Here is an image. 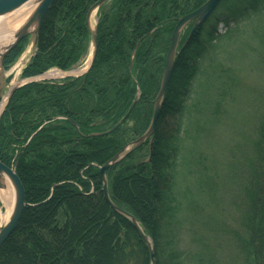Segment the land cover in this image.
Here are the masks:
<instances>
[{
	"label": "trees",
	"instance_id": "obj_1",
	"mask_svg": "<svg viewBox=\"0 0 264 264\" xmlns=\"http://www.w3.org/2000/svg\"><path fill=\"white\" fill-rule=\"evenodd\" d=\"M204 1L159 0L151 9L153 0L147 5L145 0H114L112 8L100 11L97 52L84 78L30 82L14 90L0 115V162L15 169L26 206L0 247V264H149V250L139 232L105 202L98 167L146 130L175 20ZM94 2L54 0L22 78L51 67L68 70L84 56L89 34L86 13ZM149 13L153 19L147 28ZM171 14L173 20L167 22ZM245 20L251 28L241 30L239 23ZM263 23L264 0H221L189 38L187 30L179 40L151 139L106 171L110 199L150 238L155 264H214L216 248L229 245L219 234L233 236L235 264H264V98L253 138L245 132L237 147L243 160L232 176L240 178V189L238 203L237 198L231 203L237 214L231 234L216 231V218L208 213L203 221L206 235L198 236L186 225L188 217H201L212 199L213 179L208 174L212 167L204 163L214 164L216 158L197 151L196 158L179 154L182 145L194 150L202 128L215 124L218 113L227 115L226 98L233 102L239 81L237 68L226 58L229 44L246 32L258 34ZM220 25L227 41L217 46V54L212 48L213 55L206 59L208 49L216 47L208 44ZM261 29L264 33V26ZM147 32L150 36L140 39ZM151 37L152 46L143 45ZM158 40L164 45H156ZM26 43L25 38L4 58L5 70ZM199 74L206 87L198 86L195 98L185 106ZM207 88L212 92H205ZM137 92L138 100L121 126L108 135L88 136L115 125ZM181 110L188 117L185 138L172 131L174 126L180 128L175 119ZM128 122L132 125L125 129ZM92 187L95 192L88 194ZM185 237L192 248H183Z\"/></svg>",
	"mask_w": 264,
	"mask_h": 264
},
{
	"label": "rangeland",
	"instance_id": "obj_2",
	"mask_svg": "<svg viewBox=\"0 0 264 264\" xmlns=\"http://www.w3.org/2000/svg\"><path fill=\"white\" fill-rule=\"evenodd\" d=\"M95 18L96 17L94 13L91 16L92 24L96 20ZM247 23L249 22H247L246 20L241 21L238 27L241 30L244 29V27L246 29L248 26ZM232 26L233 25L230 24L229 28H231ZM263 26L264 23L260 25L259 30H257L258 34H254L253 36L251 34L252 32H246L245 34H242L241 37H239L238 40L234 44H232V46L229 44L228 54H226V58L231 59L233 61V65L237 68L236 74L239 77V81L234 88L235 97H233V102H231V99L229 97L226 98V103L229 105H225L224 110H227V115L223 116L222 111L218 113L220 115H217V119H221L222 123L217 121L213 125L202 128L203 130L201 131L197 144L194 147L195 151H188V148L185 149L184 147H182L184 145L180 146L179 154L186 152L188 156L195 157L198 153H202L205 156L208 155V157H211L213 155L216 158V162L214 164L211 161V163H207L208 161H205L204 163L207 167H212L211 172H208V174H211L213 179L214 191L212 199L209 200L208 204L205 205L204 212L201 214V217H188V221L186 224L188 227L191 226L192 230L195 231L198 236L207 234V230L203 223V221L207 219V213L211 216L214 215V217L216 218V231L220 229L231 234V232H233L237 227V214L235 211L236 207L232 204H234V202L235 204L238 203L240 178H232V176L235 167L238 168V171L240 170L239 162L243 160L241 157V153L237 148L243 143L244 139L242 137V134L246 132V135H250L249 138H253L255 116L258 115V111L261 108L262 99L264 98V33L262 32L263 29H261ZM225 31L226 29L221 25L220 30L217 32L220 35V38L216 39L215 42L212 41L208 44V46L216 45V47H210L208 49V56L217 54L219 52V48L217 46L227 41V38L225 39L226 36H224L226 35ZM212 48H214L213 54L211 51ZM89 55V48H87L84 56L71 67L72 69L70 68L68 70H73V73H76L77 70L80 71L84 63L87 61ZM26 60V56L23 55L8 71L4 72L0 69V89L2 91L0 95V110L2 109V106H4L6 96L11 88L19 85L22 82L19 79V74L22 67L24 66L23 63L26 62ZM43 75L55 78L56 80H58L57 82H61V79L64 78L63 74L62 76L61 74L56 73H45ZM9 76H11V80L8 81L7 78ZM40 77L41 76L35 78V80L39 83L47 82L42 81ZM6 80L8 81L7 83ZM204 82L205 81L201 79V75L199 74L196 80L192 83L189 94H187V96L185 97V106H188L195 98V92L198 91V86L201 85L203 86V88L206 87V84ZM205 92L211 93L212 89L207 88V91L205 89ZM138 94L139 93L137 92L136 95ZM187 118L188 117L186 114V110L184 112L183 110H181L180 113L176 116L175 121L180 125V128L177 131L176 126H174L172 128V131L179 138L186 137L184 128L186 126ZM131 125L132 122H128L125 126V129L130 127ZM187 144L188 142L185 143V145ZM7 187L10 189L8 185ZM93 192H95L94 187L91 188L88 194ZM235 198L237 199L234 200ZM232 199L234 200V202L232 201ZM0 210L1 213L5 212L1 201ZM216 235L217 234L213 236L215 237ZM219 236H225L224 243H228L229 245L225 246V244H223L222 248H216L214 252L216 262H214V264H235V247L233 236L227 234H219ZM190 242L191 241L189 237H185L183 248H192ZM227 249H229L228 252H222L223 250Z\"/></svg>",
	"mask_w": 264,
	"mask_h": 264
},
{
	"label": "water",
	"instance_id": "obj_3",
	"mask_svg": "<svg viewBox=\"0 0 264 264\" xmlns=\"http://www.w3.org/2000/svg\"><path fill=\"white\" fill-rule=\"evenodd\" d=\"M105 1L107 0L96 1L89 8L87 15L89 16L93 10L98 8ZM220 1L221 0H206L195 11L185 16H182L181 18L178 19L173 29V32L171 35V43H170V46L168 48V51L165 57V64H164V68H163V72H162V76L160 80L159 89H158L157 95L152 101V115H151V119H150L147 129L141 136H139L137 139H135L130 144L126 145L118 154L114 155L109 161L104 163L99 168L100 179L102 182V192H103V196H104L106 203L113 209V211L126 217L132 223L135 229L139 232V234L141 235L142 239L144 240V242L146 243L148 247L150 264H154V254H153L150 241L148 237L143 233V230L138 224L137 220L130 214L118 208L110 199L109 194H108V188H107L106 170L111 165L120 161L125 155H127L128 153L140 147L147 139L151 137L155 129L156 120L158 118V114H159V111H160V108H161V105H162V102L165 96L166 86H167V83H168V80L171 74V70L173 68L175 55H176V48L178 44L177 42H178V38H179L182 28L187 23L194 21V25L192 28V31H194L198 27V25L201 24L212 13V11L215 9V7L219 4ZM27 3H29L30 5L28 6L31 7L30 13L14 29L11 40L7 42L0 49V69L2 71H3L2 69L3 59L24 38H28V42H27V47L23 55L26 56L27 61L32 57L36 49L37 42H38L40 27L42 25V22L47 12L50 10L51 6L53 5L54 0H0V19L3 18L4 16L11 15L13 12L25 6ZM94 41H95V37H94ZM93 48H94V55H95V51H96L95 42H94ZM25 63L26 62H24L23 65ZM1 92L2 91L0 89V95H1ZM12 92H13V89L10 91L9 95L6 97L5 104L8 101L9 96L11 95ZM136 101H137V97L133 99L125 115L114 126H112L108 130L103 131V132L91 133L89 136H103V135H108L111 132H113L125 121L130 111L132 110L133 106L135 105ZM150 147H151V143H150ZM7 185L10 187V190L13 194V203H12V209L10 211L7 221L4 224H2L1 218H0V247L17 227L18 222L25 209L24 189H23V186L17 174L15 173L14 169L7 167L5 164L0 162V189H5Z\"/></svg>",
	"mask_w": 264,
	"mask_h": 264
},
{
	"label": "bare ground",
	"instance_id": "obj_4",
	"mask_svg": "<svg viewBox=\"0 0 264 264\" xmlns=\"http://www.w3.org/2000/svg\"><path fill=\"white\" fill-rule=\"evenodd\" d=\"M28 5H30L29 3H27L25 6H23V7H21L20 9H18V10H16L15 12H13L11 15H8V16H4L3 18H1L0 19V49L7 43V42H9L10 40H11V38H12V35H13V32H14V29L17 27V25H19L27 16H28V14L30 13V11H31V7H29ZM89 23H90V25L92 26L91 28H94L93 26H94V23L92 24V21H91V18L89 19ZM232 24V23H231ZM233 25V27L230 29V30H232V32H236L235 30H233V28L235 27V25L234 24H232ZM230 26V25H229ZM173 29H174V27H173ZM173 29H172V31H173ZM171 31V32H172ZM231 35H232V33H231ZM96 48H97V45H96ZM208 54H209V52H208ZM208 54L205 56V58L207 59V58H209V57H211L212 55H209L208 56ZM89 61V59L87 60V62ZM86 62V63H87ZM82 69H83V67H82ZM82 69H80V71L82 70ZM75 71V70H74ZM80 71L79 70H77L76 71V73L77 74H80ZM169 79H170V77H169ZM160 80H161V78H160ZM168 82H169V80H168ZM159 84H160V82H159ZM167 86H168V83H167ZM167 86H166V89H167ZM165 93H166V91H165ZM208 96V95H207ZM153 101V100H152ZM152 101H151V103H152ZM129 108V107H128ZM128 110V109H127ZM127 112V111H126ZM130 113H131V111H130ZM129 113V114H130ZM125 115V114H124ZM123 115V116H124ZM122 116V117H123ZM129 116V115H128ZM127 116V117H128ZM121 117V118H122ZM120 118V119H121ZM119 119V120H120ZM118 120V121H119ZM217 121L218 122H220V123H222V120L221 119H217ZM73 125H75V124H73ZM121 126V125H120ZM91 134V133H90ZM90 134H88V136L90 135ZM90 137V136H89ZM121 151V150H120ZM119 151V152H120ZM118 152V153H119ZM118 153H116V154H118ZM115 154V155H116ZM109 161V160H108ZM107 162V161H106ZM105 162V163H106ZM102 166V165H101ZM101 166H99L98 168H100ZM112 166V165H111ZM109 168V167H108ZM108 170V169H107ZM106 170V171H107ZM0 201H1V203H2V205H3V207H4V209H5V212L4 213H1L0 214V218H1V223L2 224H4L6 221H7V219H8V217H9V214H10V211H11V209H12V203H13V194H12V192H11V190L8 188V187H6L5 189H3L2 191H0Z\"/></svg>",
	"mask_w": 264,
	"mask_h": 264
},
{
	"label": "flooded vegetation",
	"instance_id": "obj_5",
	"mask_svg": "<svg viewBox=\"0 0 264 264\" xmlns=\"http://www.w3.org/2000/svg\"><path fill=\"white\" fill-rule=\"evenodd\" d=\"M96 1H98V0H95V2ZM150 1H152V0H145V4L147 5ZM156 1H159V0H153V3L151 2V4H150V7L149 8H151L152 6H154V3L156 2ZM94 2V3H95ZM113 2H114V0H109L105 5H103V6H101L100 8H98L96 11H95V26H93L94 28H91L90 26H89V24H88V21H87V13H86V29H87V31L89 32V34H88V41L86 42V46H87V48L88 47H90V45H91V43L93 42V37H92V34H93V32L96 34V42H97V37H98V35H97V27H98V23H99V20H100V11H101V9L104 7V6H107L108 8L110 7V8H112V4H113ZM94 3H92L91 5H93ZM90 5V6H91ZM90 6L88 7V9L90 8ZM108 8H107V10H108ZM87 9V10H88ZM152 9V8H151ZM149 10V9H148ZM172 15L173 14H171L170 15V17L168 18V19H166L167 20V22L168 21H171L172 22V20H173V17H172ZM151 19H153L152 18V15L149 13V14H147V19L145 20L146 21V23H147V28L148 27H150V24H149V22L151 21ZM175 19V18H174ZM177 19V18H176ZM171 24L172 23H170V26H171ZM174 27V26H173ZM173 27H172V29H173ZM191 27V25H189V26H187L186 28H185V30H184V32L182 33V35L183 34H185L186 33V31L187 30H189V28ZM136 27L134 26V29H135ZM134 29H130V30H132V32L134 33V32H136V30H134ZM109 31V30H108ZM150 31H153V29H151ZM172 31V30H171ZM148 33V32H147ZM144 34V35H142L141 37H140V39L141 38H143V37H148V36H150V33H148V34ZM172 33V32H171ZM171 33H170V35H171ZM182 35H181V37H180V40L182 39ZM187 38H189V36L187 37ZM140 39L138 40V41H136V43L134 44V47L136 48V47H138V44H139V41H140ZM169 39H170V36H169ZM151 42H147V43H144L143 45H145V46H148V47H150V46H152V44H153V42H154V37H151V40H150ZM156 45H160V46H163L164 45V43L163 42H160L159 40L156 42Z\"/></svg>",
	"mask_w": 264,
	"mask_h": 264
}]
</instances>
